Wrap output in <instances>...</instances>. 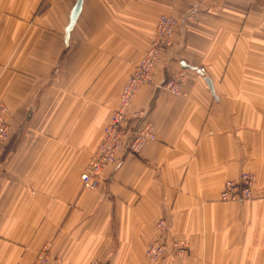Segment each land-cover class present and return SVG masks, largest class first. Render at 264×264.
<instances>
[{"label":"crops","instance_id":"1","mask_svg":"<svg viewBox=\"0 0 264 264\" xmlns=\"http://www.w3.org/2000/svg\"><path fill=\"white\" fill-rule=\"evenodd\" d=\"M75 2L0 0V264H30L47 242L50 264H149L162 216L189 250L155 264H264V0H84L66 45ZM163 13L180 24L133 102L156 139L87 189L84 166ZM179 72L176 96L161 84ZM242 172L253 198L222 201Z\"/></svg>","mask_w":264,"mask_h":264},{"label":"built area","instance_id":"2","mask_svg":"<svg viewBox=\"0 0 264 264\" xmlns=\"http://www.w3.org/2000/svg\"><path fill=\"white\" fill-rule=\"evenodd\" d=\"M174 24L175 20L170 16L165 15L159 19L157 36L153 40L151 48L144 54L132 73L129 87L123 89L119 106L113 111L111 121L104 128L103 139L81 175L83 183L91 189L100 181L104 167L115 162L120 152L126 150L138 152L146 142L156 139L153 123L146 119L141 110L132 108V101L142 83L153 81L154 72L162 62V54L165 49L164 43L168 42ZM139 77L141 82L137 86L135 85V79ZM182 82L181 75V77L171 79L167 84V88L171 93L179 94ZM8 113L7 105L0 102V151L4 150L6 141L9 138ZM255 185L256 176L251 172H243L239 179H231L225 182L221 199L234 202L249 200L253 197ZM167 238V223L164 219H160L145 250L146 259L150 264H154L167 254L184 256L187 253L189 244L186 240L173 238L168 241ZM32 264H50V255H48L47 248L39 254ZM90 264H99V262L92 260Z\"/></svg>","mask_w":264,"mask_h":264},{"label":"rangeland","instance_id":"3","mask_svg":"<svg viewBox=\"0 0 264 264\" xmlns=\"http://www.w3.org/2000/svg\"><path fill=\"white\" fill-rule=\"evenodd\" d=\"M170 16L171 18H173L174 20H175V24H174V26H173V28H172V32H171V34H170V37H169V39H168V42L167 43H164L165 45H164V51H163V54H162V62H161V64L156 68V70H155V72H154V77H153V81L151 82V83H149V82H144V83H142L140 86H139V90H138V92H137V94H136V96L138 95V93H139V91H140V89L143 87V86H145V85H152V84H154L155 83V74H156V71H158V70H160L161 69V67L163 66V64H164V56H165V54H166V52L170 49V47L172 46V43H173V36H174V32H175V29H176V27H178L179 26V24H180V20H178L176 17H174V16H172V15H169V14H161L159 17H158V19L156 20V24H155V29H154V36H153V38H152V40H151V42H150V44H149V46L144 50V52H143V54H142V56H141V58L137 61V63L135 64V66H134V69H133V71L128 75V77H127V79L125 80V83L123 84V86H122V89H121V92H120V95H119V100H118V105L116 106V108L119 106V102H120V96H121V93H122V91H123V89L125 90L127 87H129V83H131V80H132V78H131V76L133 75L132 73L135 71V69H136V67H137V65H138V63L140 62V60L143 58V56H144V54L151 48V46H152V44H153V40L155 39V37L157 36V28H158V25H157V23H158V21H159V19L160 18H162V16ZM201 70H203L202 68H201ZM181 75H182V78H184V75L181 73V72H179L178 74H175V75H170L169 77H167L165 80H164V82L161 84V86H162V88H164L169 94H172V95H176V96H178V95H182L183 93H184V91H183V82L181 83V92L179 93V94H173V93H171L170 92V90L167 88V84H169V82L171 81V79H175V78H177V77H181ZM145 77H146V75H145ZM131 78V79H130ZM130 79V80H129ZM140 82H141V79H140V77L138 78V79H135V85H139L140 84ZM136 96L134 97V99L136 98ZM134 99H133V101L132 102H134ZM2 102V101H1ZM4 103V102H3ZM7 108H8V106H7ZM115 108V109H116ZM132 108H133V103H132ZM114 109V110H115ZM133 109H135V110H141V112L142 113H144V115L146 116L147 115V111L145 110V109H136V108H133ZM113 110V111H114ZM113 111H112V113H113ZM112 113H111V116H110V120L104 125V127H103V130H102V138H101V140L103 139V136H104V128H105V126L111 121V118H112ZM143 115V116H144ZM147 119V118H146ZM148 120V119H147ZM150 121V120H149ZM154 125V124H153ZM155 129V128H154ZM101 140H100V142H101ZM155 140V139H154ZM99 142V143H100ZM99 145V144H98ZM144 146V145H143ZM142 146V147H143ZM98 147V146H97ZM97 147H96V149H97ZM96 149L93 151V153L91 154V156H90V159L92 158V156H93V154L96 152ZM141 150V149H140ZM140 150L138 151V152H131V151H122V152H120L119 154H118V158H117V160L115 161V162H113V163H111V164H108V165H106L105 167H104V169L107 167V166H109V165H112V164H115L117 161H118V159H119V156H120V154L121 153H123V154H126V153H139L140 152ZM1 152V151H0ZM89 159V160H90ZM89 160H88V162H89ZM88 162L86 163V165L88 164ZM85 165V166H86ZM85 166H84V169H85ZM84 169H83V171H84ZM104 169L102 170V173H103V171H104ZM102 173H101V176H100V181L96 184V186L93 188V189H91L90 187H88L86 184H84L83 183V181H82V183H83V186L85 187V188H87V189H90V190H95L96 188H98V186L100 185V183H101V177H102ZM243 173V172H242ZM241 173V174H242ZM252 173V172H251ZM241 174H240V176H241ZM254 174V173H253ZM82 175V174H81ZM255 175V174H254ZM239 176V177H240ZM256 176V175H255ZM239 179V178H238ZM82 180V179H81ZM228 180H231V179H228ZM228 180H226V181H228ZM235 180H237V179H235ZM256 184H257V178H256ZM225 185V184H224ZM255 187H256V185H255ZM224 188V187H223ZM223 190V189H222ZM254 192H255V188H254ZM253 196H254V194H253ZM253 198V197H252ZM251 198V199H252ZM222 200V199H221ZM250 200V199H249ZM222 201H224V200H222ZM247 201V200H246ZM226 202H234V201H226ZM236 203H240V202H236ZM160 219H164L165 221H166V223H167V236H168V241L170 240V239H173V238H176L175 236H172L171 235V233H170V227H169V223H168V221H167V219L164 217V216H162V217H159L158 218V220L156 221V223H155V225H154V227H153V230H152V233H151V238L153 237V235H154V229H155V226H156V224L158 223V221L160 220ZM151 238H150V240H151ZM178 239V238H177ZM182 240V239H181ZM149 243V242H148ZM148 245V244H147ZM47 248V252H48V255H50V263H51V243H49V242H47V243H45L43 246H42V248L39 250V252L37 253V255L35 256V258H34V260L30 263V264H32L36 259H37V257L39 256V254H41L45 249ZM145 250H146V248H145ZM188 250H189V248L187 249V253H188ZM186 253V254H187ZM185 254V255H186ZM184 255V256H185ZM181 257V256H171V255H165L163 258H161L160 260H162V259H164V258H166V257ZM92 260H97L98 262H99V264H103L99 259H97V258H92L87 264H90L91 263V261ZM147 260V259H146ZM160 260H158V261H160ZM157 261V262H158ZM147 262L149 263V261L147 260ZM156 263V262H155ZM154 263V264H155ZM150 264V263H149Z\"/></svg>","mask_w":264,"mask_h":264},{"label":"water","instance_id":"4","mask_svg":"<svg viewBox=\"0 0 264 264\" xmlns=\"http://www.w3.org/2000/svg\"><path fill=\"white\" fill-rule=\"evenodd\" d=\"M83 2L84 0H76L73 8H72V11H71V14H70V19H69V23L68 25L66 26V29H65V37H64V41L66 43V45L69 43V38H70V34H71V31L74 27V25L76 24L77 22V19L82 11V8H83ZM182 65L184 67H190L192 69H197L199 70V68L195 67V66H190L188 64H186L185 62H182ZM200 71V70H199ZM210 88L212 89L213 91V87H212V83H211V80L209 78H206Z\"/></svg>","mask_w":264,"mask_h":264}]
</instances>
